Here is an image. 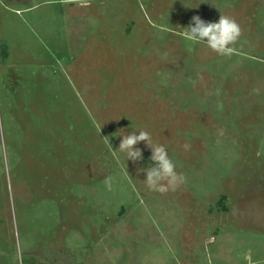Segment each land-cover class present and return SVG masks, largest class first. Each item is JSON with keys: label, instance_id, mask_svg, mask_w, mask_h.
<instances>
[{"label": "rangeland", "instance_id": "1", "mask_svg": "<svg viewBox=\"0 0 264 264\" xmlns=\"http://www.w3.org/2000/svg\"><path fill=\"white\" fill-rule=\"evenodd\" d=\"M120 129L184 183L150 191ZM0 264H264V0H0Z\"/></svg>", "mask_w": 264, "mask_h": 264}, {"label": "clouds", "instance_id": "2", "mask_svg": "<svg viewBox=\"0 0 264 264\" xmlns=\"http://www.w3.org/2000/svg\"><path fill=\"white\" fill-rule=\"evenodd\" d=\"M181 35L187 42L203 44L221 56H228L234 51L231 45L239 38L240 27L228 16L220 15L216 21H205L199 15H193L190 23L183 27ZM113 135L120 137L118 148L115 150L123 153L126 161L133 164L143 162L145 159L142 149L138 147L141 142L150 149L147 166L137 168L138 173H144L143 180L150 191L165 192L184 183L185 177L176 171V165L170 158L167 148L154 143L148 131H130L122 134L120 129Z\"/></svg>", "mask_w": 264, "mask_h": 264}, {"label": "flooded vegetation", "instance_id": "3", "mask_svg": "<svg viewBox=\"0 0 264 264\" xmlns=\"http://www.w3.org/2000/svg\"><path fill=\"white\" fill-rule=\"evenodd\" d=\"M37 7V6H36ZM36 7H34V8H36ZM33 7L32 8H27V9H22V10H13V11H15L16 12V14H20L21 12H28V11H31V10H33L34 9Z\"/></svg>", "mask_w": 264, "mask_h": 264}]
</instances>
